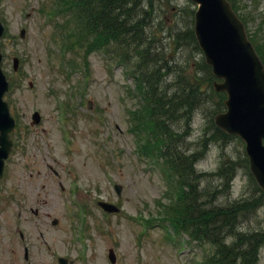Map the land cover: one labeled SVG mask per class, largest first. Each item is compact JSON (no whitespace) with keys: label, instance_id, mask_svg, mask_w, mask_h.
<instances>
[{"label":"rangeland","instance_id":"obj_1","mask_svg":"<svg viewBox=\"0 0 264 264\" xmlns=\"http://www.w3.org/2000/svg\"><path fill=\"white\" fill-rule=\"evenodd\" d=\"M52 1L0 0V19L7 25L1 42L5 56L2 66L14 81L6 99L17 123L16 132L11 134L17 144L7 157V171L0 178V210L5 216L0 214V225L6 229L4 243L0 237V264H24L16 259L21 253L19 242L15 238L14 245L9 237L15 229L16 209L10 194L26 193L22 198H27L26 213L32 216L29 206H35L31 201L40 192L45 211L61 217V184L75 190V203L87 208L85 245L91 264H111L107 255L109 248H114L117 264H201L206 254L204 247L201 249L191 236L179 238L163 220V210L172 211L170 206H176L173 184L162 166V158L153 159L142 152L143 136L134 131L133 125L137 124L132 118L133 111H139L140 107L132 95V80L124 73L126 66L114 62V56L104 51H93L88 71L84 72L80 56L70 51L67 54L81 64L69 79L64 76L58 53L60 40L56 41L54 25L44 20L41 10ZM239 1L242 12H251L253 17L248 22L249 31L259 27L257 34L264 38V0ZM145 5L150 10L145 28L148 34L161 37L154 48L172 56L174 49L168 46L171 30L176 25L188 27L190 0H151L152 6L146 0ZM23 27L25 35L21 37ZM13 55L21 58L20 72L14 76L10 67ZM187 57L191 55L183 51L178 59L183 61ZM200 104L193 113L190 133L183 146L194 151L200 149L196 168L207 172L214 185L221 186L219 167L234 161L235 171L220 202L253 195L254 181L243 159L244 142L237 137L223 140L213 126L214 112L223 108L220 97H203ZM34 109L40 111L38 125L32 123ZM182 126L180 123L174 127L181 130ZM114 183L122 186L120 196ZM99 199L118 201L122 211L105 215L98 206ZM159 202L164 205L159 207ZM175 209L171 213L178 216V208ZM78 212L79 220L72 230L75 239L83 230L82 211ZM26 225L38 228L36 221ZM240 225L246 229L264 225V204L256 216ZM71 227L72 223L63 220L56 228L57 248L61 247L60 239L64 246L74 247L68 243L73 237ZM37 240L34 250L42 247L40 239ZM260 257L263 262L264 245ZM45 264L54 263L49 260Z\"/></svg>","mask_w":264,"mask_h":264},{"label":"trees","instance_id":"obj_2","mask_svg":"<svg viewBox=\"0 0 264 264\" xmlns=\"http://www.w3.org/2000/svg\"><path fill=\"white\" fill-rule=\"evenodd\" d=\"M111 1L115 11L113 28L109 26L106 17L107 22L100 28L89 29L87 36L94 35L96 41H104L103 46L118 48L119 52L126 53L132 49L143 54L147 48L142 49L139 46L146 44L149 35L142 28L145 17L135 20L132 16V9L138 0ZM75 3L76 0L73 1L74 5ZM102 4L105 9L107 0ZM186 33L188 34H175V40L180 44L185 38L188 41L196 40L192 29ZM258 45L257 49L264 59V44L262 47ZM192 78L185 75L169 100L145 102L143 112L145 127L151 134L147 145L150 148L156 147L163 161L167 162L169 169L178 179L179 198L176 208L179 217L172 216V225L177 231L190 233L200 245L213 246L214 251L207 258L206 264H258L259 247L264 243V225L246 229L240 224L256 216L259 207L264 204V192L251 176L254 181L253 195L235 201L220 202L235 171L234 161L219 167L217 173L221 178V186L214 185L213 178H208L207 172L197 171L196 163L200 149L191 151L183 146L190 130L192 114L203 100L199 83L194 82ZM150 89L151 94H154L153 85H150ZM225 96L219 95L223 105ZM180 123L183 124L182 130L174 129L175 124ZM216 131L223 140L230 138L217 128ZM243 159L248 167V158L244 155Z\"/></svg>","mask_w":264,"mask_h":264},{"label":"water","instance_id":"obj_3","mask_svg":"<svg viewBox=\"0 0 264 264\" xmlns=\"http://www.w3.org/2000/svg\"><path fill=\"white\" fill-rule=\"evenodd\" d=\"M200 3L196 11L195 30L206 59L214 73L224 82L216 88L229 95L224 103L227 110L216 114L215 124L229 134L239 135L245 141L250 158V170L264 191V67L254 46L245 35L244 25L231 10L226 0H194ZM2 25L0 23V35ZM1 58V57H0ZM6 80L0 69V174L4 159L10 150L9 131L14 123L2 102ZM35 122L39 115H35ZM117 191L122 187L116 185ZM108 211L119 209L101 201Z\"/></svg>","mask_w":264,"mask_h":264},{"label":"flooded vegetation","instance_id":"obj_4","mask_svg":"<svg viewBox=\"0 0 264 264\" xmlns=\"http://www.w3.org/2000/svg\"><path fill=\"white\" fill-rule=\"evenodd\" d=\"M65 191L69 190L64 188L61 190L60 194L63 200V211L61 217H53L51 212L45 211V204L43 199L40 197V192L37 193L38 197H34L31 201L35 206H29V212L33 213L32 216H29L26 213L28 211L27 206L29 205L27 198L24 200L22 198V196H25L26 193L19 192L14 193L13 195L10 194L13 203L16 205V209L13 217V225L15 226V229L10 232L9 237L14 245L15 238L17 239L20 245L19 251L21 252L16 259H20L21 262H26L28 264H45L49 260L54 264H63L61 262V258H64L63 261H65L66 264H84V262H82L79 258L78 253L76 251L74 252L73 246H64L65 243H63L61 239V247L57 248L56 246V243H59L57 235H55L56 228L62 224L63 220L69 221L71 217V214L67 212L64 204L68 199L66 197L68 195L63 194ZM0 214L1 216H4V214H2V210H0ZM34 221L38 224V228H30L26 225V223L28 224ZM0 226V237L2 243H4L6 239V229L3 224ZM50 229L53 230L52 233ZM60 237L64 241H68V239L66 240L62 236ZM37 239H40L42 247H38L37 250H34L33 245H38V243H35V240ZM68 243H71V240H69ZM71 255L75 256V258L71 257Z\"/></svg>","mask_w":264,"mask_h":264}]
</instances>
